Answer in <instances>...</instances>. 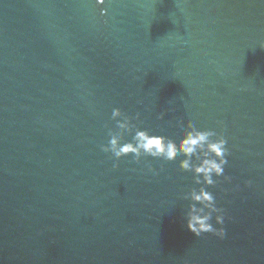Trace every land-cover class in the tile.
Returning <instances> with one entry per match:
<instances>
[{"label": "water", "instance_id": "1", "mask_svg": "<svg viewBox=\"0 0 264 264\" xmlns=\"http://www.w3.org/2000/svg\"><path fill=\"white\" fill-rule=\"evenodd\" d=\"M115 108L224 135V238L184 157L102 151ZM0 264H264V0H0Z\"/></svg>", "mask_w": 264, "mask_h": 264}, {"label": "clouds", "instance_id": "2", "mask_svg": "<svg viewBox=\"0 0 264 264\" xmlns=\"http://www.w3.org/2000/svg\"><path fill=\"white\" fill-rule=\"evenodd\" d=\"M96 2L104 4L106 0H96ZM104 13L106 10H102V14ZM112 119L116 121L119 131L109 133L110 140L108 144L102 146V151L110 152L116 160L133 156L137 163L144 157L164 161H174L178 157H184L179 162L180 169L193 173L194 184L199 185L198 188L192 187L183 195V199L189 201L185 217L187 228L197 237L204 233H213L224 238L225 229L217 228L212 223L214 217L216 224H224V210L217 206L215 196L208 190L218 183L214 177L225 174L227 156L230 153L224 135L222 133L218 135L214 130H200L189 121L183 130L182 139L177 144L174 139L167 136L153 135L147 129H140L133 123V118L125 115L120 108L113 109ZM133 132L132 140L122 143L125 133ZM149 170L158 174L155 168L150 167ZM224 178L229 181L231 179L227 176Z\"/></svg>", "mask_w": 264, "mask_h": 264}]
</instances>
